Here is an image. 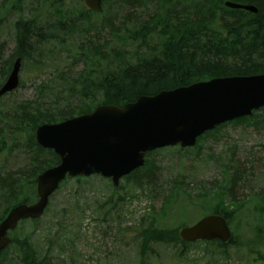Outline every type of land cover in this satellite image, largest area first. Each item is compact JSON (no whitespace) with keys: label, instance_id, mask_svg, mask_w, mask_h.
Segmentation results:
<instances>
[{"label":"trees","instance_id":"1","mask_svg":"<svg viewBox=\"0 0 264 264\" xmlns=\"http://www.w3.org/2000/svg\"><path fill=\"white\" fill-rule=\"evenodd\" d=\"M10 1V7L5 11L9 15L21 14L23 4L28 0ZM43 1L49 2L50 15L40 19L35 15L29 19L18 18L12 24L14 48L9 55L5 54L0 43V87L17 59L21 68L33 73L35 79L52 68L53 55L65 54L67 60L82 63V69L73 77H69L70 71L66 69L57 73L54 82H41L38 92L39 95L45 94L48 105L37 104L36 101L15 106L2 103L14 91L0 98V222L13 207L35 203L36 177L59 163L51 150L36 144L34 130L37 126L88 114L98 105L121 107L141 96H153L210 79L264 74V0H111L107 8L104 5L110 0H103L99 13L87 10L84 4L81 5V0L80 5L72 9L64 6L63 0H31L37 4ZM225 2L254 6L257 13L230 9L224 6ZM154 3L153 13L147 14L145 20L129 12L116 24L110 13L116 8L118 12L125 8L137 10ZM94 16H100L98 23L92 20ZM104 30H107L109 41L102 40ZM73 39L75 43L80 42L73 46L72 51L67 46ZM127 46L131 49L127 50ZM20 86L19 82L18 88ZM256 115L258 113L253 112L250 117L230 123L248 122ZM224 125L199 137L192 148L197 147L204 136ZM155 153L146 154L144 165L122 178L123 185L119 183L116 189L110 180L90 176L65 180L58 190L68 182H73L76 188L96 179L107 183L110 192L105 202L100 206L94 204L97 210L109 207L102 219L107 217V212L114 211L117 202L133 199L127 192L121 193L127 187L128 190H143L149 186V197L161 194L163 203L171 200L175 203L180 194L192 197L191 192L186 193L187 185L181 180L172 181L166 192L161 185H155L158 168L153 161H146ZM19 154L25 155L26 163L13 173L4 170L5 159ZM236 171L228 178L223 177L226 180L221 185L215 182L208 189L203 184L197 192L204 209L216 199L211 214L222 215L226 221L233 212V209L230 213L226 210V204L240 205L233 188L244 173L243 170ZM58 190L50 199L57 196ZM257 197L264 200V193L257 194ZM53 200L48 203L42 217L51 210ZM40 219L21 221L8 232L10 242L0 254V264H43L47 261V253L39 251L22 229L25 222L36 224ZM144 221L143 217L136 228L123 230L132 232L139 241L141 264L152 243L170 247L178 259L187 253L191 243L180 241L172 230L160 226L158 221L148 220L146 224ZM181 223L178 229L185 226ZM232 241L225 245L218 241L209 243L223 254L222 249Z\"/></svg>","mask_w":264,"mask_h":264},{"label":"rangeland","instance_id":"2","mask_svg":"<svg viewBox=\"0 0 264 264\" xmlns=\"http://www.w3.org/2000/svg\"><path fill=\"white\" fill-rule=\"evenodd\" d=\"M62 2L68 9L80 5V0ZM81 2L83 5V0ZM10 3V0H0V43L6 55L14 48L12 24L18 18L29 19L33 15L43 18L51 13L48 1L37 4L28 0L23 4L21 14L9 15L5 11ZM110 3L111 0L104 8ZM154 8L155 3L137 10L125 8L118 12L116 8L110 13L118 24L122 16L129 12L137 15L140 20H145L146 15L152 14ZM92 20L98 23L100 16H94ZM101 37L102 40H110L107 30L103 31ZM79 42L70 40L67 47L73 51V46ZM130 49L127 46V50ZM51 64L52 68L38 79L34 78L33 73L21 68V86L11 96L4 98L2 103L15 106L36 101L37 104L48 105L49 100L45 99V94L39 95L38 92L41 82H54L57 80V73L66 69L70 71L69 77H73L82 69V63L67 60L65 54L59 57L53 55ZM260 110L248 122L226 123L204 136L195 148H164L147 158L146 161H153L158 168L155 171V185H161L166 192L172 181L181 180L187 185L186 193L191 192L192 197L180 194L175 203L173 200L163 203L161 194L149 197V186L143 190H128L127 187L121 193L127 192L133 199L117 202L114 211L107 212V217L102 219L101 216L109 207L97 210L94 204L98 203L100 206L105 202L104 199L110 192L107 183L96 179L76 188L73 182H68L58 190L57 196L49 200L51 204L54 199L52 208L38 223H24V235L29 236L39 251L47 253V261L43 264H141L139 241L132 232L123 230L130 227L134 229L144 217V224L148 220L158 221L160 226L172 230L178 237V225L181 222L185 226H192L204 215H211L215 208L216 199L206 205V209L201 207V198H198L197 192L203 184L208 189L215 182L221 185L234 171L243 170V178L233 188L240 205L225 206L229 213L233 209L227 221L233 241L222 249L223 254L216 251L213 244L200 241L191 243L187 253L178 259L176 252L170 247L152 243L148 247L149 251L144 254L142 264H264V200L257 197V194L264 193V111L262 113ZM228 159L230 162H227ZM25 163L24 154L12 155L5 159L4 170L13 173ZM120 184L123 185V182ZM10 259L13 260L12 257Z\"/></svg>","mask_w":264,"mask_h":264},{"label":"water","instance_id":"3","mask_svg":"<svg viewBox=\"0 0 264 264\" xmlns=\"http://www.w3.org/2000/svg\"><path fill=\"white\" fill-rule=\"evenodd\" d=\"M102 1L83 0V4L99 13ZM224 6L257 13L251 5L225 2ZM20 68L17 59L0 87V98L18 88ZM262 108L264 74L210 79L141 96L121 107L98 105L88 114L37 126L36 144L51 150L59 163L36 177V202L13 207L0 222V254L10 242L8 232L21 221L41 218L65 180L100 176L116 189L122 178L144 165L146 154L168 147L192 148L205 133ZM178 237L184 243L218 241L225 245L231 232L224 216L211 214L182 227Z\"/></svg>","mask_w":264,"mask_h":264}]
</instances>
